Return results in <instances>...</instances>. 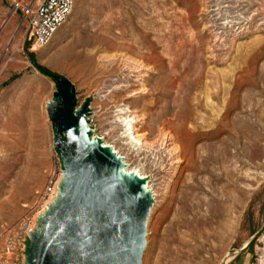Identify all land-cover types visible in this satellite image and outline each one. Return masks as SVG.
I'll use <instances>...</instances> for the list:
<instances>
[{
  "label": "rangeland",
  "instance_id": "374dc122",
  "mask_svg": "<svg viewBox=\"0 0 264 264\" xmlns=\"http://www.w3.org/2000/svg\"><path fill=\"white\" fill-rule=\"evenodd\" d=\"M39 1L0 0V264H27L31 234L58 201L64 184V165L47 110L59 84L37 66L74 86L76 109L90 101L91 139L122 157L129 171L140 172L155 194L142 264H190L182 258L190 245L199 251L195 264H252L264 235V96L254 98L264 95V0H133L129 4L134 12L121 0H75L72 14L51 43L34 49L26 38V23ZM121 11L126 18L135 16L133 41L146 48L140 53L147 51L153 58L118 50L112 41L89 70L83 48L76 50L80 56L66 57L106 16L111 18L108 26L116 24ZM87 50L85 54L95 49ZM125 54L156 69H145L140 76L147 77L139 79L129 69L134 67L131 61L99 60ZM104 65L119 68L112 74L97 73ZM173 67L177 85L167 80L164 97L159 80L161 74L173 79ZM241 73L247 77L241 90L247 109L262 108L257 117L238 121L241 104L229 107L231 102L218 100L215 93L222 99L223 90L234 92ZM123 86L150 92L120 96ZM227 111L228 129L219 132L217 122ZM136 116L141 118L133 121ZM169 119L175 121V144L213 146L216 151L222 141L229 145V160L217 174L224 176L219 187L231 200L215 207L211 223L176 228L194 217L204 219L207 208L180 211L179 197L193 173L176 164L171 146L161 145L159 131ZM213 131L216 136L204 140L202 133ZM138 133L146 134L148 144L138 143ZM205 148L201 153L210 152Z\"/></svg>",
  "mask_w": 264,
  "mask_h": 264
},
{
  "label": "water",
  "instance_id": "95a60500",
  "mask_svg": "<svg viewBox=\"0 0 264 264\" xmlns=\"http://www.w3.org/2000/svg\"><path fill=\"white\" fill-rule=\"evenodd\" d=\"M48 104L64 165L58 201L31 234L27 264H142L151 200L119 174L121 162L90 144V101L76 109L74 86L57 76Z\"/></svg>",
  "mask_w": 264,
  "mask_h": 264
},
{
  "label": "bare ground",
  "instance_id": "6f19581e",
  "mask_svg": "<svg viewBox=\"0 0 264 264\" xmlns=\"http://www.w3.org/2000/svg\"><path fill=\"white\" fill-rule=\"evenodd\" d=\"M130 1H133V0H121V5L123 6L124 4H128V8L126 10L129 11V12H131L133 10V12H134L135 7L131 6L129 4ZM123 11L118 13V15L120 14V18L116 20V24H114V25L111 24L110 26H108V23L111 21V18H110V16H108V17L106 16L107 20L102 22L101 26L96 27L91 32V35L89 37H87L80 44L76 45L71 50H69L67 52L66 57H68L69 60H70V59H74L77 56H80L77 53L76 50L78 49V51H79V48L80 49L83 48L84 51H83L82 54H84V57L87 60L86 65L84 67H86L87 70H89L93 66V63H94V61L96 59L97 54L100 53L101 51L108 50V48L106 47V42H111L112 41L113 42L112 44H113L114 48H117L118 50L119 49H124L127 52H129V51L133 52V51L136 50V52L140 53L143 50H146V48H143V47L139 46L140 43H139V45H137V42L133 41L134 36H135V35H133V32H135V31L137 32V30H138L137 27L136 28L132 27L134 25L135 16L131 15L130 17L126 18V17L123 16ZM115 29L118 30V33H114ZM110 35L113 36V39H111L112 36H111V38L109 37ZM103 42H105V44H102ZM120 42H125V43H120ZM126 42H130V43H126ZM134 44L137 45L136 48L133 46ZM98 45L100 46L99 48H97ZM91 48L95 49V50H93L94 52H92L90 54H85L86 52H88L87 49L91 50ZM140 54H141V58L140 57L139 58L143 59V60L145 58L152 57L151 55H149L147 53V51H146V53L143 52V53H140ZM126 57H127L126 54L125 55H114V56H100L99 60L105 61V62L110 63V64H111V60H117V61L126 60L127 62L131 61V62L134 63L133 64L134 67L129 68V69L133 70L134 74H137L139 79L141 77L142 78L143 77H147L145 75L144 76H140L145 69H146V71H153V69H156V66H154V67L153 66L152 67L148 66L149 68H145V66H146L144 64L145 62H140L139 61L140 59L138 60V59H135V58H132V57H129V58H126ZM156 58L162 59V56H158ZM119 65H121V64H119ZM122 67H124V66H122ZM118 68L119 67L111 68V67H108L106 65L101 66V67L99 66L97 68V73H99V74L100 73H102V74L111 73L112 74V73L117 72ZM171 74H174L173 79L170 76H166L164 74H161V75H163V77L160 78V80H159L160 83L159 84L160 85L163 84V85L160 86L159 93L162 96L165 95V88L167 87V85L165 87L164 83L167 80H170L169 82L172 85H175L177 83V81H178V80H176L177 79V76H176L177 71L174 70V67L171 68ZM246 78H245V76L242 73L240 74V76L237 79L236 86H235L236 89L232 93H230V91L228 89L223 90L221 88L223 90V93H222L223 96H221L222 99L219 98L220 97V93L219 92L217 93L215 91L216 92L215 93V97L218 100H222L223 102L226 101V103H227V101L231 102V104L228 105L229 107L231 105H233V104H235L234 106H237V105L239 106L241 104V109H242L241 113L236 117V119L238 121L239 120H243V118H244V120L245 119L249 120V119H252L253 117H257V114L261 111V108H262V105H261V108H259V109H256V108H253L252 110L247 109V104H245L246 95L241 96L242 87L245 84H247ZM182 87H183L182 84L178 85V91L179 92L177 91V93H178L179 96L177 95L178 96L177 98L180 97L179 93H181V94L183 93L182 92V90H183ZM124 88H125V86H123L122 89L119 90L118 95H120V96L122 95L123 96V95H126V94L127 95L128 94H132V96H135V95L136 96L137 95L146 96L150 92L147 88L143 89V90H140L139 92L138 91H132L131 92L129 89H124ZM229 95H230L231 98L229 97ZM262 96H264V95L262 93H260L259 95H256L254 98H257V97L261 98ZM240 97L243 99L242 103H240L241 101L238 100V98H240ZM225 107H226V104H225ZM198 108L201 109V106L198 105ZM225 111H226V109H225ZM89 112H90V107H89ZM222 117L223 118L220 121L217 122V126H218L217 129H218L219 132H226L227 129H228V126H229V122L226 123V124H225V122H227L228 118H230V117H228V111H227L226 115H224ZM139 118H141V117L136 116V117H134L133 121H138ZM219 118H221V117L219 116ZM229 121H231V120H229ZM162 125H163L162 129L159 131V133H160L159 134V137H160L159 140L161 142V145L163 147H165L166 149H169V148L172 147L170 149L169 153L176 160L175 161L176 164L184 165L185 171H189V172L193 173L191 176L187 177V181H189L190 183H188V184L183 186L184 189L181 192V195L179 197L180 198L179 199L180 200L179 201L180 211L183 212V213H186L189 210H201L203 207L207 208V211L205 213L204 219L198 220L199 218L197 219L196 217H194L193 220H191L189 222L185 221L183 223L182 222L177 223V227L176 228L177 229H189L194 224L199 226L200 223L203 224V222H204V224L211 223L213 221V219L216 217L215 216V212H214L215 211L214 210L215 207H217L218 205H227V204H229V199L231 200L229 195L226 192H224V191L221 192V189L219 187L220 184L225 182L224 176L217 174V171L220 169V167H222V165L227 163V161L229 160V145H228V143L226 141H222V142H220L219 148L217 149V151L215 150V148L213 146H208V148H205L203 146V147H200V148L197 149V148H194V145H193V146H191L189 148H185V147L182 146L183 144L182 145L175 144V142L177 141V138H176L177 135H175L174 130H173V127L175 125V121L174 120L171 121L170 119L169 120H164ZM87 126L89 127V120H87ZM201 127H203V126H201ZM135 128L136 127H134V126H132V128H131V130L134 131V135L137 133V132H135ZM183 130H185V129H183ZM138 134H140V133H138ZM144 134L143 135L140 134V135L135 137V139L138 141V143L141 141V143L144 142V144L145 143L148 144V142H149L148 137L146 136V134L145 135ZM215 134H216V132H214V131L213 132L202 133V135L205 136L204 140H208V137H210V136H213V135L216 136ZM228 134H229V132H228ZM89 142L92 145L94 143V139L90 138ZM101 146H102L101 149H104V150L105 149H109L108 147H106L104 145H101ZM204 148L210 150V152H208L207 154L201 153V151H203ZM111 155H114L116 157V159L121 162V168L119 169V174H120V176L122 178H125V179L129 178V179H131L132 181H134L135 183H138V184L144 183L143 194L148 196L150 198V200H151V211H150V214H151L152 210L154 208V204H155V194L150 190L149 186L146 185V178L143 177L140 174V172L129 171L127 169V166L124 163V161H122L123 160L122 157L120 158L118 156V154H116L113 150H111ZM206 187H207V189H209V191H206ZM194 215H195V213H194ZM183 248L184 249L187 248V245L184 244ZM189 248H190V252L189 253H186V252L183 253L182 258L184 260H187L188 262H190V264H195V260L199 257V251L196 250L195 245H190Z\"/></svg>",
  "mask_w": 264,
  "mask_h": 264
},
{
  "label": "built area",
  "instance_id": "2783aa9c",
  "mask_svg": "<svg viewBox=\"0 0 264 264\" xmlns=\"http://www.w3.org/2000/svg\"><path fill=\"white\" fill-rule=\"evenodd\" d=\"M75 0H40L29 14L26 23V38L32 48H44L68 21ZM252 264H264V235Z\"/></svg>",
  "mask_w": 264,
  "mask_h": 264
},
{
  "label": "trees",
  "instance_id": "16d2710c",
  "mask_svg": "<svg viewBox=\"0 0 264 264\" xmlns=\"http://www.w3.org/2000/svg\"><path fill=\"white\" fill-rule=\"evenodd\" d=\"M33 62H34V65L37 66L36 63H35V61H33ZM37 68H38V69H39L44 75L53 78L54 75L51 74V73H49L46 69H44V68H42V67H39V66H37Z\"/></svg>",
  "mask_w": 264,
  "mask_h": 264
}]
</instances>
